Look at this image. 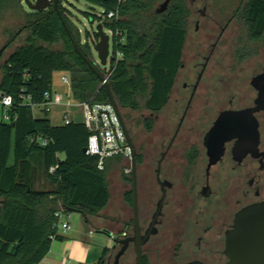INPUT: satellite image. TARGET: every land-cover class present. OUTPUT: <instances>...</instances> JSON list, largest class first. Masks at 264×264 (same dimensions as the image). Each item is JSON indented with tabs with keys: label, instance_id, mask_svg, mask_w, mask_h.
I'll return each instance as SVG.
<instances>
[{
	"label": "trees",
	"instance_id": "trees-1",
	"mask_svg": "<svg viewBox=\"0 0 264 264\" xmlns=\"http://www.w3.org/2000/svg\"><path fill=\"white\" fill-rule=\"evenodd\" d=\"M63 1L58 8L65 25L53 7L31 11L25 0H0L4 41L0 92L13 97L11 111L16 117L11 123L0 120V264H40L52 243L64 239L56 217L60 211L79 213L86 226L109 233L95 224L111 200L109 175L124 162L130 166L119 155L100 169L98 158L85 152L90 133L84 123L55 126L47 115H33L29 98L32 103L43 102L45 93L53 91L54 73L63 72L70 77L75 101L108 103V85L121 112H159L168 104L183 66L192 15L189 0H170L162 11L164 0H83L91 11L84 14L92 24H102L113 34L114 69L105 85L76 53L69 34L105 77L107 71L94 55L100 36L86 30L82 38ZM244 10L258 40L264 32V0H247ZM111 12L114 17L108 18ZM7 18L20 29L4 26ZM147 125L150 129L151 121ZM126 169L122 180L131 189L124 191L123 201L133 210L132 173L126 174ZM39 179L47 186H37ZM128 226H133V219ZM110 251L104 249L98 264Z\"/></svg>",
	"mask_w": 264,
	"mask_h": 264
},
{
	"label": "flooded vegetation",
	"instance_id": "flooded-vegetation-1",
	"mask_svg": "<svg viewBox=\"0 0 264 264\" xmlns=\"http://www.w3.org/2000/svg\"><path fill=\"white\" fill-rule=\"evenodd\" d=\"M200 1L198 73L176 90L183 57L168 104L139 127L122 112L137 150L140 230L151 232L142 264H228L238 214L264 202V32L257 40L247 25V0ZM124 205L101 217L119 240L131 237ZM122 247L101 264H115Z\"/></svg>",
	"mask_w": 264,
	"mask_h": 264
},
{
	"label": "water",
	"instance_id": "water-1",
	"mask_svg": "<svg viewBox=\"0 0 264 264\" xmlns=\"http://www.w3.org/2000/svg\"><path fill=\"white\" fill-rule=\"evenodd\" d=\"M170 0H164L160 11L164 10ZM60 0H36L34 3L30 0H25V4L31 11H44L53 7L62 19L63 24L65 22L59 12ZM67 29V28H66ZM95 32L99 34L100 38L95 46V51L98 55L99 65L102 68L110 66L111 52V36L104 30L102 24H97ZM70 35L74 49L88 67L104 82L105 77L93 66V64L83 56L78 44ZM4 48L0 49V56L3 53ZM114 67L110 66V70L113 71ZM106 84V83H105ZM104 84V85H105ZM109 104L113 106L115 112L119 118L122 128L125 132L129 147L131 149V169H132V188H133V236L124 240H119L114 237V246L112 250H115L117 245H123L120 249L115 264H118L120 257H122L130 244H133L135 254V264H142V248L149 239L150 231L146 235L141 234L139 225V206L137 197V150L136 146L131 139V136L125 126L121 109L108 85H105ZM86 152V149H85ZM159 213L156 214V218ZM155 218V219H156ZM155 220L152 223L154 225ZM98 233H106L102 230H98ZM226 254L230 261L228 264H264V202L252 205L243 211H241L235 222L234 229L227 234V250ZM81 264V263H77ZM189 264H202L200 262H192Z\"/></svg>",
	"mask_w": 264,
	"mask_h": 264
},
{
	"label": "rangeland",
	"instance_id": "rangeland-1",
	"mask_svg": "<svg viewBox=\"0 0 264 264\" xmlns=\"http://www.w3.org/2000/svg\"><path fill=\"white\" fill-rule=\"evenodd\" d=\"M31 2H35L36 0H30ZM25 4V2H24ZM189 4L192 9V17L189 21L188 25V40L186 43L185 47V52H184V63L186 65L185 70L181 73L180 80L177 82L176 85V90H182L183 83L187 81L186 75L191 73L193 77L195 74L198 73L197 71H194V65L197 62H200V59H196L195 55L199 52L198 44L201 39L200 33L202 32V28L200 26L199 32L196 30V25L197 22L201 19V16L199 14V10L202 9L203 4L200 0L192 1L189 0ZM26 5V4H25ZM63 6L66 10L67 16L75 23V25L78 27L82 38H85V32L86 30L89 32H93L96 29L97 24H92V19L87 17L84 13L85 12H91L88 11L89 5L84 2L83 0H64L63 1ZM27 7V6H26ZM28 8V7H27ZM3 25L13 29V30H18L20 29V26L11 18H7L4 20ZM1 30V29H0ZM108 33V30H106ZM109 34V33H108ZM91 42L93 43V38L91 39ZM4 46V41L2 40V37L0 36V49ZM13 49H10L7 51V54L4 55V57L1 59V63H3L10 52ZM111 52H112V40H111ZM94 55L96 57V60L99 61L98 55L96 51H94ZM199 57V56H198ZM109 66L105 67L104 69H107ZM1 72H0V79H1ZM68 76L66 73L63 72H56L54 74L53 78V84H54V89L61 93L65 98L67 97L69 93L68 87L63 83L62 77L63 76ZM78 110V109H77ZM65 112L63 111V108H57L54 109L52 113L47 115L48 119L52 122L53 125L58 126L62 125V113ZM128 112V111H127ZM132 116L137 120V127L140 126L143 117H148L150 116V113L147 110L142 109L139 112H132ZM45 115L36 113V117H44ZM75 120L76 121H82V116L81 115H75ZM128 163L124 162L122 165L114 167V169L111 171L109 175V183H110V189H111V200L109 202V205L106 207V209L103 211L105 215H111V216H120L121 215V210L125 207L123 203V193L124 191H128L131 189V185L128 183H124L122 180V173L124 172L123 169L128 168ZM73 214V213H71ZM70 215V214H69ZM122 216H126L128 219V222L131 221L130 219L133 218V213L129 212L128 215H124L122 213ZM107 222H105L102 219H96L95 224L97 226H102ZM130 223V222H129ZM107 230V229H105ZM109 233H104V234H95L96 238L94 240V243L96 246L101 248V253L102 250L105 247H108L112 249L114 246V234L112 231H114L113 228H110L107 230ZM118 229L115 230L116 234L121 233L122 231L117 232ZM59 232L62 233L61 227H59ZM128 235L133 236V226H129L127 229ZM110 254H108L107 258L111 257ZM115 253L113 254L114 257ZM112 257V261H113ZM100 257L93 258L91 259L89 264H98V260ZM72 264H75L74 262ZM121 264H135V254H134V248L133 244L130 245L129 249L125 253V255L121 259Z\"/></svg>",
	"mask_w": 264,
	"mask_h": 264
},
{
	"label": "built area",
	"instance_id": "built-area-1",
	"mask_svg": "<svg viewBox=\"0 0 264 264\" xmlns=\"http://www.w3.org/2000/svg\"><path fill=\"white\" fill-rule=\"evenodd\" d=\"M114 13L108 14V18H113ZM111 38L112 32L108 31ZM121 58V54H118ZM107 75L104 85L110 74V66L106 69ZM63 83L68 87L69 93L65 98L61 93L56 90L52 92H46L44 95V101L41 103H32L28 105L31 107L33 115L36 113L43 115H49L57 108H65L66 111L62 113V124L69 125L75 120V115L82 116V122L86 126L90 133L88 146L86 149L87 155L98 158V167L103 169L104 163L107 159L114 156H123L130 164L125 170L126 174L132 173L131 169V149L129 147L125 132L119 121V118L115 112V109L109 103H89L78 102L72 98L71 93V81L69 76L62 77ZM13 97L0 92V120L5 123H11L15 120V116H12ZM78 109V110H77ZM55 170V167L51 168V172ZM58 218V228L61 227L63 233L70 229L68 222V215L62 211L56 214ZM63 264H68L64 262Z\"/></svg>",
	"mask_w": 264,
	"mask_h": 264
},
{
	"label": "crops",
	"instance_id": "crops-1",
	"mask_svg": "<svg viewBox=\"0 0 264 264\" xmlns=\"http://www.w3.org/2000/svg\"><path fill=\"white\" fill-rule=\"evenodd\" d=\"M53 90H55L54 84ZM63 111H66V109L63 108ZM37 184L40 187L47 186L43 179H39ZM68 217L70 229L65 233L59 232L64 239L56 240L52 243L49 254L40 264H63L65 261L68 264H72L73 262L75 264H89L94 257L101 258L104 249L108 248L105 247L101 253V248L95 245L94 240L96 238L95 234L101 235L103 233H98V230L94 226H86L81 214L73 213L68 215Z\"/></svg>",
	"mask_w": 264,
	"mask_h": 264
}]
</instances>
